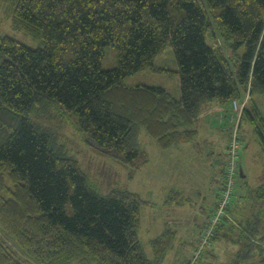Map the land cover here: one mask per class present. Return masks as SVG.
Instances as JSON below:
<instances>
[{"label":"trees","instance_id":"1","mask_svg":"<svg viewBox=\"0 0 264 264\" xmlns=\"http://www.w3.org/2000/svg\"><path fill=\"white\" fill-rule=\"evenodd\" d=\"M2 1L14 30L39 37L43 46L0 37V264H163L176 244L177 232L166 225L148 256L138 236L148 202L125 189L100 195L78 161L53 147L54 134L29 122L35 107L57 104L64 121L95 152L125 165L131 178L149 162L140 131L163 150L193 142L206 102L231 107L229 134L223 182L186 264L213 257L211 244L220 237L236 247L230 264H264V176L255 188L240 176L244 122L264 155V104L257 100L264 99V0ZM168 45L178 67V99L160 86L124 84L142 70L169 73L155 65ZM107 46L116 49L117 66L102 70ZM234 133L239 168L210 245L202 247L223 200ZM236 200L260 215L251 223L240 208L236 216L251 230L247 244L237 225H226ZM165 202L186 199L171 190Z\"/></svg>","mask_w":264,"mask_h":264},{"label":"rangeland","instance_id":"2","mask_svg":"<svg viewBox=\"0 0 264 264\" xmlns=\"http://www.w3.org/2000/svg\"><path fill=\"white\" fill-rule=\"evenodd\" d=\"M7 10L6 4L0 0V37L9 36L13 39L20 41L21 43L27 45L31 48H40L43 43L39 37H34L31 34L14 30L12 27L10 19L7 17L5 11ZM155 65L160 68H166L169 73H154L150 70L139 71L124 80V84L128 86L133 85H147V86H160L168 91L172 98L178 99L180 97V82L179 77L175 73L178 70L177 62L173 53V49L168 45L165 50L158 55L155 60ZM117 66V51L113 47H105L104 57L101 62L102 70H110ZM259 102L264 104V99H257ZM57 107V108H56ZM59 106L55 103L50 104L49 107L40 108L35 107L28 115L29 122L38 130L51 131L54 134V145L53 147L59 150L61 153L68 157H73L78 161L79 168L87 176L89 184L94 187L100 195H106L113 189H125L140 191L142 184L138 185V174H135L130 178L129 169L116 161L115 159L102 155L95 152L89 144L85 141V137L82 132H80L74 124L64 121L62 116L63 111L58 109ZM215 128H218V124L214 122ZM243 142L245 141L244 148L240 152V164L246 176V182L250 188H255L262 182L264 176V157L259 151V146L252 137V126L248 122H244L242 125ZM223 135L220 134L219 137L223 141ZM139 139L142 142L149 140V145L154 143V140L148 137L143 131L139 133ZM144 142V143H145ZM221 143V140L217 144ZM249 143V146L245 145ZM188 145V144H187ZM155 146V145H154ZM143 147V146H142ZM152 149V148H151ZM175 149H171L173 151ZM185 157L187 154H184ZM211 170V169H210ZM204 169L198 168L191 174L193 178H201L204 175ZM190 179V171L188 173ZM215 177V178H213ZM217 179V184L219 185V178L216 176H211V180ZM190 183V182H189ZM212 184L216 187V184L205 179L204 182L197 183L192 189L189 201H186L185 211L176 215L177 218L175 229L177 230L176 244L175 248L171 250L163 264H186L190 260L191 253L188 250L193 246L200 235L203 226L207 223L211 210L213 209L214 201V190L211 189ZM240 200L233 204V216L231 217L229 224L237 225L238 231H240V237L243 238L244 243H248L250 238L251 230L246 229V227H241V224L235 220L241 221L240 218H236L239 212H242L243 208L240 205ZM252 203L247 204L250 206ZM258 210V208H257ZM228 216V215H227ZM244 218H247L251 223L258 221L260 215H252L244 209ZM242 218V219H244ZM221 219V218H220ZM245 225V224H243ZM224 229H227L224 228ZM236 234V233H235ZM239 232L237 233V235ZM234 235V234H233ZM231 237V236H230ZM235 237V236H234ZM0 238L3 235L0 233ZM142 246L145 253L151 256V246L149 241L141 234ZM225 239L220 237L215 241V255L217 254L216 260L210 255L203 256L196 264H230V260L235 253V246L230 242L225 244ZM255 240V239H254ZM8 245L11 246L7 240H5ZM214 244V243H213ZM211 244V247L213 246ZM221 249V250H220ZM34 264V263H30Z\"/></svg>","mask_w":264,"mask_h":264},{"label":"crops","instance_id":"3","mask_svg":"<svg viewBox=\"0 0 264 264\" xmlns=\"http://www.w3.org/2000/svg\"><path fill=\"white\" fill-rule=\"evenodd\" d=\"M230 111L231 107L229 105H221L217 102L204 103L197 122L194 125V128L197 130V137L190 143L180 144L163 150L155 141L153 144L149 145V140H147V142L142 140L141 142L139 139L144 150L148 154L149 162L147 165L137 170L140 172V174H138V185L140 183L142 184L140 191H128L137 193L142 200L148 202V205H144L141 209V224L138 234L141 244V234L149 241L150 245L151 240L161 234L166 225H169L177 232L175 229L177 218L175 216L185 211V204H166L165 200L167 194L171 190L181 191L186 201H189L190 193L193 190L192 188L197 183L201 184L204 182L205 176V179L216 184V187L214 184H212L211 187L215 192L213 201L214 207L216 196L221 188V182L223 181L220 182L219 180L218 185L217 179H213L212 181L211 176L217 175L218 178L221 176L222 162L223 160L225 161V148L228 142L230 125L228 115ZM220 113L225 114V116L227 115L222 123L217 121V116ZM215 121L218 124V128H215ZM220 134L223 135V141L219 137ZM252 139L256 142L254 137H252ZM219 140H221V143L217 144ZM248 146L249 143L245 145L246 149ZM171 149L175 150L171 151ZM259 151L261 152L260 148ZM184 154H187L186 157ZM240 166L242 169L241 164ZM198 168H203L205 170L204 175L199 179L191 177V174ZM189 171L190 179L188 177ZM242 172L246 177L247 175L244 173L243 169ZM133 174H135V172ZM224 242L227 245L229 244V241L224 240ZM191 248L188 252H190ZM211 250L214 252L212 258L216 260L217 254L215 255L214 251L216 250L215 242Z\"/></svg>","mask_w":264,"mask_h":264},{"label":"built area","instance_id":"4","mask_svg":"<svg viewBox=\"0 0 264 264\" xmlns=\"http://www.w3.org/2000/svg\"><path fill=\"white\" fill-rule=\"evenodd\" d=\"M242 106L243 105H236L235 110L240 111V107L242 109ZM237 124L238 122H236L235 125ZM240 148H241L240 143L237 139L236 134L234 133L231 137V140L229 141L228 148H227L229 158H228V168L226 170V179L224 181V185L226 189L222 195L223 200H222V203L220 204V207L215 212L216 213L215 216L211 218V222L207 227L204 237H202V240H201L202 247L206 245H210V239L214 232V229L216 225L218 224L220 217L223 215L222 209L225 208L224 207L225 204H228L230 194L232 192V186L234 183V177L236 175V170L239 168L238 159H239Z\"/></svg>","mask_w":264,"mask_h":264},{"label":"water","instance_id":"5","mask_svg":"<svg viewBox=\"0 0 264 264\" xmlns=\"http://www.w3.org/2000/svg\"><path fill=\"white\" fill-rule=\"evenodd\" d=\"M240 176H241V177H244V175L242 174V171H241V170H240Z\"/></svg>","mask_w":264,"mask_h":264}]
</instances>
